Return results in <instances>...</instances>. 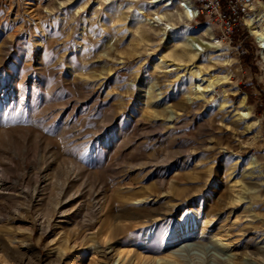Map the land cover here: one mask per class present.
<instances>
[{
    "label": "rangeland",
    "instance_id": "obj_1",
    "mask_svg": "<svg viewBox=\"0 0 264 264\" xmlns=\"http://www.w3.org/2000/svg\"><path fill=\"white\" fill-rule=\"evenodd\" d=\"M151 1L0 0V264H264L251 17Z\"/></svg>",
    "mask_w": 264,
    "mask_h": 264
},
{
    "label": "built area",
    "instance_id": "obj_2",
    "mask_svg": "<svg viewBox=\"0 0 264 264\" xmlns=\"http://www.w3.org/2000/svg\"><path fill=\"white\" fill-rule=\"evenodd\" d=\"M259 3L264 4V0H186L185 7L194 13V22L203 18L212 26L214 35L231 42L245 30L251 6Z\"/></svg>",
    "mask_w": 264,
    "mask_h": 264
},
{
    "label": "bare ground",
    "instance_id": "obj_3",
    "mask_svg": "<svg viewBox=\"0 0 264 264\" xmlns=\"http://www.w3.org/2000/svg\"><path fill=\"white\" fill-rule=\"evenodd\" d=\"M158 2H159L158 0H153V1L150 2V4H154V3H158ZM185 2H186V0H164L165 5H163L162 8H167L168 9L169 7H173V8L181 7V8H183V14H184L185 18L190 21V20L194 19V13L192 11H189L185 7ZM251 10H252V13L249 14V16L247 17V18L251 17V19H250L251 20L250 21L251 33L257 39L259 48L261 50H264V4L259 3V4L252 5L251 6ZM160 17L161 18H164V16L161 15V16H158L156 18V20H160ZM246 19H245V21H246ZM208 31H209V29L207 27L199 30V32L203 33L206 36H209L210 39L213 40L212 35L209 33L210 31L209 32ZM175 38L178 39L179 37H175ZM216 43L218 44V42H216ZM171 44H172V42H171ZM193 50H196V49H193ZM191 51H192V49H191ZM190 52H185V53L187 54V53H190ZM262 52H264V51H262ZM194 57H195V55L194 54L191 55V53H190L189 58L190 59H193ZM228 82H229V77L227 75L221 76V77H211V78H209V79H207L205 81V83H206L205 88L208 89V90L209 89H213L218 84H227ZM190 84H191L192 87H194V90H195L194 91V95H195V97L196 98L202 97L203 89H201V84L199 82H195V83L194 82H190ZM225 104H226L225 101L222 102L221 107H223ZM240 107H242V108L245 109V112L242 113L240 116H242L244 119L245 118L246 119L249 118V116H250V110L244 104V101H241L240 102ZM191 223H193V220H190L189 222L184 223L182 225V228H185V227L189 226ZM147 233L150 234L151 232H147Z\"/></svg>",
    "mask_w": 264,
    "mask_h": 264
}]
</instances>
